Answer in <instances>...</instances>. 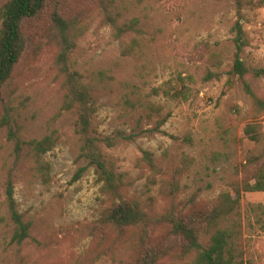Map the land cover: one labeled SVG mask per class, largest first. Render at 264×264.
<instances>
[{
	"label": "rangeland",
	"instance_id": "rangeland-1",
	"mask_svg": "<svg viewBox=\"0 0 264 264\" xmlns=\"http://www.w3.org/2000/svg\"><path fill=\"white\" fill-rule=\"evenodd\" d=\"M6 0H0L2 5ZM64 16L81 21L86 30L70 54L71 68L85 74L97 68H117L128 77H136L133 58L121 54V41L106 18L121 13L119 24L140 19L148 36L155 37L153 63L141 70L138 84L147 89L173 79L189 69L195 75L189 100H170L163 95L152 100L163 106L152 117L143 112L127 119L117 117L115 94L101 96L97 114L98 133L120 138L106 150L119 172L126 174V194L140 199L152 213L163 212L169 199L160 184L147 185L148 170L137 165L143 149L154 152L165 171L181 163L184 155L193 159L181 179L176 199L181 209L205 205L227 188L233 170L255 148L243 138L244 124L251 119V100L237 79L226 84L228 75L203 83L202 77L212 64L208 49L217 50L223 66L229 67L235 51L231 28L240 17L237 0H59ZM244 27L250 44L242 56L249 64L264 66V0H242ZM49 11L40 19L26 22L28 45L11 82L3 91V102L12 108L11 125L25 140L41 138L56 130L57 145L44 158L51 163V180L45 184L33 176L34 160L24 147L21 157L9 138L7 125L0 126V264H118L133 252L137 238L120 244L113 251L108 243L91 234L107 206L95 171L79 158L78 123L73 112H59L64 101L63 75L58 63L59 46L50 28ZM50 22V23H49ZM133 32L126 37L129 39ZM144 76V79H143ZM256 92L264 98V79L250 78ZM4 112L0 101V117ZM58 116V117H57ZM165 119L161 125L160 122ZM261 119L264 120V114ZM231 130V138H221L222 128ZM234 135L238 137L234 141ZM227 151V162H212L213 151ZM80 173L82 167H86ZM12 179L18 209L33 222L36 242L17 244L12 240L13 222L8 210L7 183ZM264 206V192H246L238 216L244 221L246 257L252 264H264V214L255 226L248 225L256 204ZM146 208V209H147ZM159 242L172 245L168 231L157 227L152 233ZM158 243V241H157ZM107 253L97 258L99 251ZM174 248L160 264H185Z\"/></svg>",
	"mask_w": 264,
	"mask_h": 264
},
{
	"label": "trees",
	"instance_id": "trees-1",
	"mask_svg": "<svg viewBox=\"0 0 264 264\" xmlns=\"http://www.w3.org/2000/svg\"><path fill=\"white\" fill-rule=\"evenodd\" d=\"M59 0H6L0 5V101L4 112L0 117V126L7 125L9 138L15 144L18 158L24 147L34 160L33 176L42 179L45 184L51 180L52 166L44 158V154L52 150L58 143L59 135L54 130L41 138L33 137L25 140L19 131L11 125L12 108L10 103L3 102V91L11 82L16 67L21 62L27 49L28 38L24 26L30 20H37L49 11L50 28L60 48L58 63L63 75L64 101L59 112H73L78 123L80 140L79 158L95 171L97 181L101 184V192L107 198V206L95 223L91 234L99 237L100 244L108 243L111 251L127 241L137 238L133 252L118 264H160L171 249L178 250L177 256L185 260V264H252L246 257L244 221L238 216L243 195L246 192H264V98L255 90L250 78L264 79V66L249 64L242 56L244 48L250 44V37L244 27L242 0H237L240 17L231 28L235 51L228 68H221L223 62L217 50L208 49V59L212 64L203 74V83L221 79L228 75L226 84L230 86L234 79L242 85L251 100V119L243 127V138L255 143L240 165H236L227 188L205 205H191L185 212L176 202L181 189V179L190 169L193 159L184 155L181 163L170 171H165L158 164L153 151L142 150L137 158V165L148 170L147 185L160 184L161 193L169 199V206L163 211L152 213L140 199L130 198L126 194V174L119 172L108 157L106 150L117 145L120 138L131 139L119 132L117 136L98 133L97 114L102 105L101 96L107 91L115 94L117 117L127 119L138 115L140 124L147 112L152 117L161 112L163 106L152 100L154 96L163 95L170 100H189L193 94L191 83L195 75L187 69L180 71L173 79L151 89L138 84L141 70L149 68L153 63L152 49L155 37L148 36L140 27L138 17L129 22L119 24L121 13L116 16L110 10L106 18L114 29V37L121 41V54L127 59L133 58L136 66V77H128L117 68H97L88 74L71 68L70 54L76 47V41L84 33L86 27L81 21L64 16L59 7ZM49 22V23H50ZM132 36L127 39L129 33ZM144 79V76H143ZM57 116V117H58ZM165 122L163 119L160 124ZM221 138H231V130L222 128ZM238 137L234 135V141ZM227 151L215 150L211 154L212 162H227ZM86 167L80 169V173ZM8 210L13 222L12 240L17 244L36 242L32 232L33 222L26 218L17 207L15 186L10 178L7 183ZM147 208V209H146ZM249 217V226L262 221L264 206L256 204ZM157 227L168 231L169 237L175 239L172 245L159 242L152 233ZM158 241V243H157ZM107 253L99 251L97 258Z\"/></svg>",
	"mask_w": 264,
	"mask_h": 264
}]
</instances>
